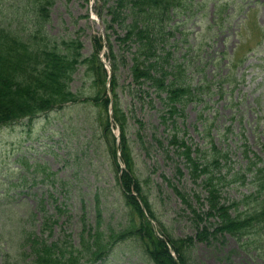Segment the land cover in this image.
<instances>
[{"label":"rangeland","instance_id":"obj_1","mask_svg":"<svg viewBox=\"0 0 264 264\" xmlns=\"http://www.w3.org/2000/svg\"><path fill=\"white\" fill-rule=\"evenodd\" d=\"M114 1L54 0L43 23L31 9L26 15L22 10L14 14L24 0H0V15L19 23L18 30L25 35L40 26V35L61 52L72 48L80 60L98 53L108 83L115 84L125 126L122 137L121 124L111 115L113 107L107 113L92 100L101 94L102 84H94L82 64L70 84L77 103L0 127V264L31 259L25 237L40 233L46 216L58 220L53 239L71 235L76 244L95 226L98 205L105 234L128 225L132 213L119 184L122 171L111 151L113 137L122 164L121 145H129L134 177L158 219L152 221L156 230L162 226L175 238H193L185 249L188 264H264L263 249L243 246L230 234L213 235L210 243L198 240L205 229L214 233L216 219L208 215L205 176L193 170L184 154L185 146H190L192 158L209 164L222 151L225 158L219 169L224 173L234 168L233 173L246 165V151L261 150L264 0H181L178 15L156 38L151 60L154 76L165 72L166 83L191 89L183 99L186 103L174 106L165 105L162 97L167 94L159 95L151 82L135 81L130 67L136 49L140 62L146 58L137 42H119L125 31L111 25L108 13ZM216 5L224 10L219 19L224 29L217 34ZM108 35L113 53L98 49L97 38ZM103 43L105 47L107 42ZM115 61L119 69L111 81ZM109 94L113 96L112 91ZM171 107L176 112L171 113ZM107 120L111 133L105 130ZM223 189L221 199L226 202L251 193V188L239 184ZM99 264L155 263L136 240L128 239Z\"/></svg>","mask_w":264,"mask_h":264},{"label":"trees","instance_id":"obj_2","mask_svg":"<svg viewBox=\"0 0 264 264\" xmlns=\"http://www.w3.org/2000/svg\"><path fill=\"white\" fill-rule=\"evenodd\" d=\"M24 1L25 5L14 14L18 16V12L22 10L26 15L31 9L36 17L45 23L54 0ZM180 4L181 0H115L108 10L112 15L111 25H120L125 31L124 36L118 37L119 42L126 44L137 42L142 51L141 57L146 58V61L138 60L137 48L136 57L134 56L130 67L135 81L140 82L142 79L143 82H151L159 95L163 92L167 94L166 98L162 97L165 105L172 106L176 102H185L191 94V89L175 84L174 81L166 83L165 72L160 77L154 76L156 67L151 60L154 56L156 38L163 35L164 29L178 15L176 12ZM216 8L214 19L216 28L218 26L217 34L224 29V25L219 21L224 10L218 5ZM15 25L17 27H14ZM18 27L19 23L7 22L6 18L0 15V127L24 118L32 119L42 113L63 109L69 103H77L79 99L71 91L70 84L77 68L82 64H85L92 73L94 84H102L101 94L92 100L99 106H104L108 113L111 104L107 87L108 73L98 53H94V58L92 56L90 59L80 60V56L75 54L72 48L64 53L56 46L51 47L45 37L40 35L42 32L40 26L37 33L39 27L36 26L30 35H25ZM106 39L107 47L113 53L110 36L108 35ZM96 41L98 49L103 50V38H97ZM118 69L115 61L112 64L111 81L114 80ZM113 84L111 83L110 88L114 97V118L115 122L121 124V134L124 137L125 126ZM170 111L176 112L172 107ZM105 126L106 132L111 133L109 120ZM260 146L259 152L246 151V165L233 173L231 170L234 168L224 173L219 169L225 158L222 151L211 157L213 160L211 163L204 164L192 158L191 147L185 146L184 154L193 170H196L199 176H205L203 183L208 191L210 209L208 215L216 219L214 233H209L207 229L199 232L197 237L199 241L210 243L213 235L230 234L241 241V245L263 249L264 252V144L260 143ZM111 151L116 167L120 170L114 137ZM121 154L126 169L122 171L119 184L127 194V205L132 213L128 225L119 232L105 234L101 227L102 210L98 205L95 226L87 235L82 233L79 244H76L71 235L53 239L54 224H57L58 220L52 221V215L46 216L40 233L34 232L25 237V244L31 250V259L24 260V264H97L103 261L118 243L128 239L136 240L155 264H188L185 261V249L193 244V238H175L162 226L161 231L156 230L152 220L158 219L142 191L143 188L134 177V163L128 143L121 145ZM246 171L249 173L246 174ZM234 184L251 188V193H243L240 197L223 201L221 199L223 187L231 188ZM17 264H21L20 261Z\"/></svg>","mask_w":264,"mask_h":264}]
</instances>
